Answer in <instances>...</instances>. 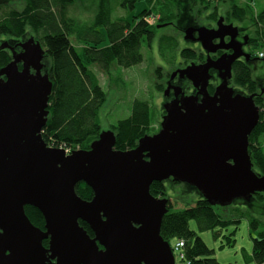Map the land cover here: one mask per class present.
Wrapping results in <instances>:
<instances>
[{"label": "water", "instance_id": "1", "mask_svg": "<svg viewBox=\"0 0 264 264\" xmlns=\"http://www.w3.org/2000/svg\"><path fill=\"white\" fill-rule=\"evenodd\" d=\"M216 25L185 29V40L199 43L209 56L175 71L171 80H189L197 94L184 96L174 87L161 130L132 150H117L111 130L101 132L90 149L70 155L48 146L42 131L53 84L43 72L40 43L30 39L25 53L0 70V264H175L161 235L169 199L151 194L154 182L187 184L212 206L264 193V177L253 170L249 154L261 109L255 95L230 86L234 63L250 55L236 40L238 27L223 17ZM219 50L233 53L210 57ZM211 70L221 80L214 95L208 91ZM80 183L92 189L91 200L78 195ZM27 206L40 211L44 229L32 224Z\"/></svg>", "mask_w": 264, "mask_h": 264}, {"label": "trees", "instance_id": "2", "mask_svg": "<svg viewBox=\"0 0 264 264\" xmlns=\"http://www.w3.org/2000/svg\"><path fill=\"white\" fill-rule=\"evenodd\" d=\"M15 1L23 4L21 10L11 0H0V38L20 37L30 32L45 47L46 72L53 89L48 121L42 136L50 147L73 151L90 149L91 143L102 132L100 113L107 101V93L92 70L93 66L112 78L114 66L128 69L143 62L142 43L147 41L150 44L159 29L174 25L184 34L186 28L200 25L198 17L206 14V24L214 26L220 18L218 11L228 5L230 10L223 13L227 21L256 29V36L250 44H254L259 52L253 54L246 63L234 64L232 85L248 93L258 94L255 103L261 109V117L249 137V154L253 170L264 177V147L261 143L264 135V78L254 75L257 69L252 65L256 61L264 63V57H260V53H264V9L255 12L253 3L242 4L238 0H145L146 8L132 20L125 16L113 20V15L119 9L134 11L140 0H97L94 20L90 24H82L68 15L69 7L76 0ZM148 16L155 19L153 24L148 23ZM161 41L168 42L166 47L170 50L178 49V40L174 36L164 35ZM161 47L163 51L167 50ZM181 56L184 66L204 61L197 49L184 48ZM152 122L150 103L136 99L131 116L112 126L111 131L117 139L115 148L122 151L136 148L142 137L151 135ZM180 186L185 187L182 188L183 194L196 192L200 198L194 205L175 210V202L181 199L177 192ZM169 189L172 194L168 193ZM76 191L85 200L93 197L92 189L85 183H80ZM150 192L155 197L169 199V211L162 220L161 235L171 247L178 241L184 242L185 262L220 264L213 256L214 250L191 229V221L196 222L200 231H216L233 224L237 226L243 219H247L251 232L256 233L257 237L253 238L252 254L246 255V261L264 264V193H256L249 202H235L246 208H234V218L226 219L217 213L215 206L205 200L197 189L187 184L172 179L154 182ZM25 211L33 225L44 229L45 221L39 210L27 206ZM253 212L259 214L253 215ZM80 225L91 237L94 236L87 223L80 221ZM226 238L228 245L234 242L232 235ZM48 244L49 241L45 240L44 245L48 247Z\"/></svg>", "mask_w": 264, "mask_h": 264}, {"label": "rangeland", "instance_id": "3", "mask_svg": "<svg viewBox=\"0 0 264 264\" xmlns=\"http://www.w3.org/2000/svg\"><path fill=\"white\" fill-rule=\"evenodd\" d=\"M11 2L19 10L22 9L23 4L21 2L15 0H11ZM238 2L242 4L253 3L255 12H260L264 9V0H238ZM145 8V0H140L134 11L119 9L113 15V20L121 16H125L128 20H132L135 15H138ZM229 10L228 5L222 6L218 11V16L223 17L226 24H233V22L226 20V14L223 15V13ZM96 13L97 0H76L74 5L69 7L68 10V15L82 24L92 23ZM206 17L207 14L200 18L198 17L200 25L196 27L205 26L214 28L217 26L206 24L208 23ZM156 18H158V16ZM147 19L152 20V17L148 16ZM164 35L174 36L178 40L177 50H170L167 48L169 45L168 42L162 43L161 38ZM253 36L255 38L256 35L253 34ZM184 37L185 35L179 32L174 25L159 29L154 40L150 44L147 41L142 43L143 62L128 69L114 66L111 71L112 78H109V76L98 67H92V70L97 74L100 80L103 90L107 93V101L103 105L100 113L102 132L112 130V126L116 125L120 120L130 117L136 99L148 101L150 103L153 114L151 135L161 130L163 121L161 104L165 97L164 93L167 89L168 76L184 67V59L181 56V50L184 48L196 49L199 44L186 41ZM161 45L164 47L167 46V50L163 51ZM257 52L259 51L255 49L254 54ZM252 65L257 69L254 75L264 78V63L262 61H256ZM159 69L161 71H159ZM261 143L264 147V135L261 137ZM168 185H170V183H168ZM183 187L184 186H180L177 189L181 199L179 202H175V210L194 205L197 199L200 198V195L196 192L183 194ZM168 193L172 194V191L169 189ZM171 201L174 203L173 199H171ZM236 207L246 208V206L233 204L231 206H215V210L224 218L231 219L235 216L236 212H234V208ZM254 214L259 213L253 212V215ZM190 226L191 229L205 241L208 247L214 250L213 256L220 264H256L253 261H246V255L250 256L252 254L253 238L257 237L256 233L251 232L247 219H243L237 226L233 224L227 228L216 229V231H200L195 221H191ZM229 235H232L234 239L231 245L227 244L228 238L226 237ZM177 264H179V260H177Z\"/></svg>", "mask_w": 264, "mask_h": 264}, {"label": "flooded vegetation", "instance_id": "4", "mask_svg": "<svg viewBox=\"0 0 264 264\" xmlns=\"http://www.w3.org/2000/svg\"><path fill=\"white\" fill-rule=\"evenodd\" d=\"M229 24V23H228ZM234 26L238 27L239 29V34L237 36V42H239L240 44H242V51L246 54L250 55V60H251V56L254 54V51L256 49L254 44H250L253 40V34H255L256 29L252 26L250 27L249 25H244V24H240V23H233ZM217 27V26H216ZM214 27V28H216ZM253 33V34H252ZM253 36V37H252ZM33 39L35 43H40L42 49L46 52L45 47L42 45L41 41L36 38V36L34 34H31L30 32L23 34L20 37H8V36H4L2 38H0V70L3 69L4 67H6L7 65H9L11 62H13L15 60V57L21 56L25 53L26 49L25 46L27 44V42ZM245 39H247V43H245ZM230 41L229 37H226L225 42L228 43ZM216 43H219V40L215 41ZM197 50H199L204 58L203 62H191V63H196V64H203L206 62L207 58H208V54L201 48V45L198 44V48H196ZM233 50H219L217 53L215 54H211L210 57L213 59H217L218 57H220L223 54H232ZM236 62H240V63H246L248 62V60H246V58L244 57H240ZM235 62V63H236ZM42 63L44 64V68H43V72H46V55L42 61ZM190 63V64H191ZM234 63V64H235ZM187 66V65H186ZM186 66H184L183 68H185ZM234 67V65H233ZM18 68L19 70H23L24 69V62L21 61L18 64ZM32 72L34 73V71L32 70ZM233 72V70H232ZM171 75L170 74L168 77V81H167V85L166 88L168 86L171 87L170 93L168 96H165L162 102V117L165 116L166 112L164 109V105L173 101L175 99V95H174V87H181L182 89V94L184 96H190V95H196L197 94V90L194 88L192 82H190L187 79H180L178 76L175 77L173 80H171ZM211 80L209 82V87H208V91L211 95H214L216 88L220 85L221 80L218 76V73L214 70H211ZM4 79H6L5 77H3ZM232 80L233 78L230 80V86L233 87L235 89V91L237 93H243L247 96L250 95H255V99L258 97V94L256 93H248L247 91H243L241 89H237L235 86L232 85ZM181 97V95H180ZM201 99V97H200Z\"/></svg>", "mask_w": 264, "mask_h": 264}, {"label": "built area", "instance_id": "5", "mask_svg": "<svg viewBox=\"0 0 264 264\" xmlns=\"http://www.w3.org/2000/svg\"><path fill=\"white\" fill-rule=\"evenodd\" d=\"M154 18L152 20H148V23L153 24L154 23ZM260 57H264V53H260ZM63 148V147H61ZM67 154L73 153V150L63 148ZM184 247V242L183 241H178L173 247V253L175 256V264H177V260H179V264H190L189 262H185V253L183 251Z\"/></svg>", "mask_w": 264, "mask_h": 264}]
</instances>
